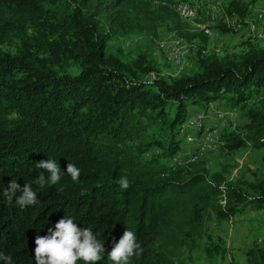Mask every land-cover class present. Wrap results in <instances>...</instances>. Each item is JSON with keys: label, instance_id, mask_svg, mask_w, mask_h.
Masks as SVG:
<instances>
[{"label": "trees", "instance_id": "16d2710c", "mask_svg": "<svg viewBox=\"0 0 264 264\" xmlns=\"http://www.w3.org/2000/svg\"><path fill=\"white\" fill-rule=\"evenodd\" d=\"M180 1L0 0V192L12 179L37 192V203L24 208L0 194V253L11 264H36L35 238L64 217L104 242L95 264H113L107 254L126 229L143 252L121 264H180L207 236L208 221L264 211V176L210 173L198 146L178 157L193 119L188 108H200L204 122L208 107L220 103L244 111L246 122L221 133L219 148L250 147L264 164V45L221 57L204 55L199 45L195 71L174 78L109 49L112 36L160 28L205 42L176 12ZM254 2L218 6L215 29L252 27ZM206 128L217 131L203 125L199 133ZM47 159L56 160L61 180L39 188L34 180L50 173L35 164ZM68 163L80 169L76 182L64 173ZM213 250L225 254L219 243ZM246 264H264V240L246 251Z\"/></svg>", "mask_w": 264, "mask_h": 264}, {"label": "rangeland", "instance_id": "374dc122", "mask_svg": "<svg viewBox=\"0 0 264 264\" xmlns=\"http://www.w3.org/2000/svg\"><path fill=\"white\" fill-rule=\"evenodd\" d=\"M261 1L264 0H258V4L250 10L251 17L255 21L252 27L248 25L247 28L237 33H221L214 29L207 34L202 27L207 22L211 5H215L218 11L220 7L221 11L229 0H182L175 7L176 12L194 29L206 35L205 42L199 39L189 41L179 36L176 31L160 28L156 33L143 30L112 36L109 49L112 52L120 49L127 62L138 59L144 63L154 64L160 73L159 76L174 78L181 74H191L196 69L194 62L199 45L204 55L218 57L242 52L246 50L248 43L264 45V4H260ZM156 5L157 3L154 2L153 6ZM173 11H175L174 8ZM194 17L199 20L193 19ZM171 53L174 58L171 57ZM154 75L158 74L154 73ZM255 105L256 103L253 102L248 103V107ZM199 111L200 108L197 107L188 108V114L190 113L193 119L191 124L186 125L190 129L182 132V135L184 134L182 136L184 137L183 151L178 154V157L185 159L191 154V150L198 146L200 149L198 157L205 162L210 173L219 172L228 180L251 181L264 176L261 151L248 147L226 154L219 148L221 133L227 132L235 125L238 128L245 125L244 111H226L220 103H213L206 111L204 122H201L204 118L203 114L202 119H198V113H201ZM203 125L213 126L217 131L209 133L206 128L199 133ZM215 134L214 139L209 137ZM263 240L264 211L236 215L222 222L212 219L207 224V236L199 239L193 249L183 252L179 262L180 264H246V251ZM216 243L224 247L223 256L213 250V245ZM208 248L210 252L206 251Z\"/></svg>", "mask_w": 264, "mask_h": 264}, {"label": "clouds", "instance_id": "9594fccd", "mask_svg": "<svg viewBox=\"0 0 264 264\" xmlns=\"http://www.w3.org/2000/svg\"><path fill=\"white\" fill-rule=\"evenodd\" d=\"M35 166L50 173L45 178V175L41 172L38 178L34 180L39 188H43L46 183L56 185L61 180L62 171L56 160H42L36 163ZM64 173L69 175L73 182H76L80 176V169L74 164L68 163ZM118 183L125 190L130 186L127 177H120ZM60 190L62 191L63 188ZM17 192L21 194L16 196ZM0 194L9 203L14 200L20 208L37 203V192L33 190L31 185L25 183L21 187L15 179H12ZM54 229L49 228L47 235H38L35 238L34 257L36 264H76L78 260H83L85 264H95V262L101 260V253L105 252L104 242L96 238L91 228H79L71 218L64 217L56 222ZM142 252L143 249L137 243L134 232L126 229L107 256L113 264H121L122 261H127L134 255L139 257ZM0 260H3L5 264H11L12 258L0 253Z\"/></svg>", "mask_w": 264, "mask_h": 264}, {"label": "bare ground", "instance_id": "6f19581e", "mask_svg": "<svg viewBox=\"0 0 264 264\" xmlns=\"http://www.w3.org/2000/svg\"><path fill=\"white\" fill-rule=\"evenodd\" d=\"M193 19L199 20V18L194 17ZM220 22V14L219 11L216 9L215 5H211L210 10H209V17L207 19V22L203 25V30L207 33L210 34L211 30H214L215 27L218 26Z\"/></svg>", "mask_w": 264, "mask_h": 264}, {"label": "built area", "instance_id": "2783aa9c", "mask_svg": "<svg viewBox=\"0 0 264 264\" xmlns=\"http://www.w3.org/2000/svg\"><path fill=\"white\" fill-rule=\"evenodd\" d=\"M171 57H173L172 56V53H171ZM174 58V57H173ZM147 80H149V81H154V80H156V79H152L151 77L149 78V79H147ZM202 114H204V113H198V119H202ZM190 124H191V121H190ZM211 139H214L215 137H216V134L215 135H211V136H209Z\"/></svg>", "mask_w": 264, "mask_h": 264}, {"label": "crops", "instance_id": "0c3cea01", "mask_svg": "<svg viewBox=\"0 0 264 264\" xmlns=\"http://www.w3.org/2000/svg\"><path fill=\"white\" fill-rule=\"evenodd\" d=\"M257 4H258V0H255V2L250 6V9H251L253 6L257 5ZM260 4H264V1H261ZM249 17H251L250 14H249Z\"/></svg>", "mask_w": 264, "mask_h": 264}]
</instances>
